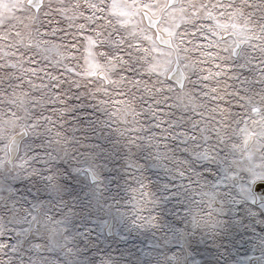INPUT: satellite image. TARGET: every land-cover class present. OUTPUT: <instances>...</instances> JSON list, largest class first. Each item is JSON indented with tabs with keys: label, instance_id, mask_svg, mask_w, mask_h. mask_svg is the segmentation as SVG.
<instances>
[{
	"label": "snow or ice",
	"instance_id": "6c2138e0",
	"mask_svg": "<svg viewBox=\"0 0 264 264\" xmlns=\"http://www.w3.org/2000/svg\"><path fill=\"white\" fill-rule=\"evenodd\" d=\"M0 264H264V0H0Z\"/></svg>",
	"mask_w": 264,
	"mask_h": 264
}]
</instances>
